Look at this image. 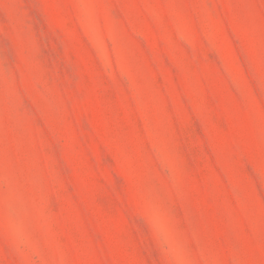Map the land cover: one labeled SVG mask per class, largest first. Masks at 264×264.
<instances>
[{
    "label": "rangeland",
    "instance_id": "374dc122",
    "mask_svg": "<svg viewBox=\"0 0 264 264\" xmlns=\"http://www.w3.org/2000/svg\"><path fill=\"white\" fill-rule=\"evenodd\" d=\"M0 264H264V0H0Z\"/></svg>",
    "mask_w": 264,
    "mask_h": 264
}]
</instances>
